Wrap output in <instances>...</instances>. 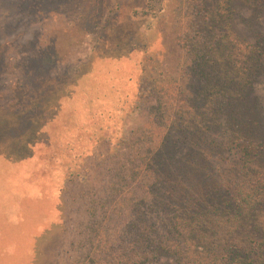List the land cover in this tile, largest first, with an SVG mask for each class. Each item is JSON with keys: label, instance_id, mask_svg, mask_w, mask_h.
<instances>
[{"label": "rangeland", "instance_id": "obj_1", "mask_svg": "<svg viewBox=\"0 0 264 264\" xmlns=\"http://www.w3.org/2000/svg\"><path fill=\"white\" fill-rule=\"evenodd\" d=\"M218 42L238 52L203 76L193 52ZM180 95L199 120L162 127L159 101ZM167 137L196 156L182 214L235 213L264 176V0H0V264H86L132 237L136 214L109 202ZM251 215L246 239L259 241L264 202ZM147 264L179 263L161 249Z\"/></svg>", "mask_w": 264, "mask_h": 264}, {"label": "trees", "instance_id": "obj_2", "mask_svg": "<svg viewBox=\"0 0 264 264\" xmlns=\"http://www.w3.org/2000/svg\"><path fill=\"white\" fill-rule=\"evenodd\" d=\"M233 49L237 51L229 43L218 42L207 49L193 52L201 74L209 75L208 64H215L219 56L221 60H227L234 54ZM224 71L226 77L236 74L234 68L228 67ZM207 90L212 94L213 90L226 93L223 87L212 83L208 84ZM157 110L158 122L162 127L170 121L179 124V128L189 130L195 127L200 118L181 95L170 100V103L160 100ZM240 151L247 159L252 156L253 149L242 144ZM148 153L151 158L147 160H151L141 163L138 168L145 176L136 181L131 190L125 189L118 201L114 199L109 202L112 210L118 206L123 209L126 204L127 210L136 214V218L126 219L132 237L126 239L120 235L112 243L102 242L99 252L86 264H147L161 249L174 256L179 264H264V238L248 242L245 226L254 207L264 202L263 174L256 172L238 191L235 199L239 208L235 213L226 216L218 214L215 208L192 211L188 205L182 214L180 208L187 198L185 179L195 165L196 156L185 144L168 137L157 148L151 147ZM204 186L206 195L205 182ZM148 199L152 200L149 205ZM142 206L150 212L158 208L166 218L160 223L154 220L148 222L146 215L140 211ZM121 209L118 213L120 216L123 214ZM157 228L162 229L161 235H158Z\"/></svg>", "mask_w": 264, "mask_h": 264}]
</instances>
